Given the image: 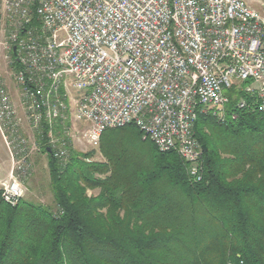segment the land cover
Returning <instances> with one entry per match:
<instances>
[{"label":"built area","instance_id":"built-area-1","mask_svg":"<svg viewBox=\"0 0 264 264\" xmlns=\"http://www.w3.org/2000/svg\"><path fill=\"white\" fill-rule=\"evenodd\" d=\"M251 1L263 12L248 0H0V134L11 161L1 200L14 207L24 195L34 149L24 121L49 130L47 148L61 162L52 125H80L77 141L93 150L106 130L133 125L200 182L197 115L224 123L233 90L237 108L264 112V0Z\"/></svg>","mask_w":264,"mask_h":264},{"label":"trees","instance_id":"trees-1","mask_svg":"<svg viewBox=\"0 0 264 264\" xmlns=\"http://www.w3.org/2000/svg\"><path fill=\"white\" fill-rule=\"evenodd\" d=\"M227 95L235 118L196 117L200 182L133 125L102 133L105 162L49 156L52 208L0 199V264H264V112Z\"/></svg>","mask_w":264,"mask_h":264},{"label":"rangeland","instance_id":"rangeland-1","mask_svg":"<svg viewBox=\"0 0 264 264\" xmlns=\"http://www.w3.org/2000/svg\"><path fill=\"white\" fill-rule=\"evenodd\" d=\"M252 6L257 8L260 12H263V8L258 3H253L251 0H248ZM1 76L3 81L8 89L9 96L19 114L22 115L20 110V94L19 90L15 84L14 76L11 71V68L4 65H1ZM245 86V84H242ZM227 105L223 108L220 116L223 117L224 122L228 121L229 118H232L230 114L226 111ZM232 115V114H231ZM213 117L212 115H210ZM214 119V117H213ZM218 121V119H214ZM69 128V130H67ZM80 125L74 123L73 121H68L66 124L61 125L59 122L55 125H52V134L56 140L57 147L66 151V159L71 154V152L80 153L83 155H89L85 158L86 163L94 162H105V159L100 151V146L96 149H88L84 147L77 141L76 131L80 130ZM49 130L44 128L41 130V133H36L32 130L28 123L23 122V127L21 133L23 136L29 139V149L34 148L31 151L29 157V175L22 180L24 187V195L22 199L35 203L41 204L44 206L54 205L53 195L50 187V178H49V156L50 153L47 152L48 139L46 132ZM197 137V136H196ZM195 137V138H196ZM197 139V138H196ZM198 141V140H197ZM200 144V143H199ZM65 162V161H64ZM11 166V161L8 155V150L3 140V137L0 134V180L4 181L7 179L8 171ZM201 166L203 168V161H201ZM187 172V169H186ZM100 192L98 188L87 190L88 196L97 195ZM1 199V197H0Z\"/></svg>","mask_w":264,"mask_h":264},{"label":"water","instance_id":"water-1","mask_svg":"<svg viewBox=\"0 0 264 264\" xmlns=\"http://www.w3.org/2000/svg\"><path fill=\"white\" fill-rule=\"evenodd\" d=\"M201 148H202V150H205V146H202ZM47 152H50V150L48 148H47Z\"/></svg>","mask_w":264,"mask_h":264}]
</instances>
